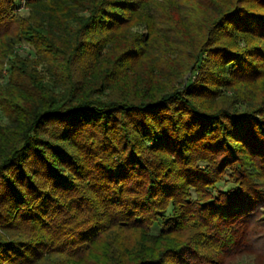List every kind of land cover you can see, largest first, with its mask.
Returning <instances> with one entry per match:
<instances>
[{
	"label": "trees",
	"instance_id": "1",
	"mask_svg": "<svg viewBox=\"0 0 264 264\" xmlns=\"http://www.w3.org/2000/svg\"><path fill=\"white\" fill-rule=\"evenodd\" d=\"M16 1L0 264H264V0Z\"/></svg>",
	"mask_w": 264,
	"mask_h": 264
},
{
	"label": "rangeland",
	"instance_id": "2",
	"mask_svg": "<svg viewBox=\"0 0 264 264\" xmlns=\"http://www.w3.org/2000/svg\"><path fill=\"white\" fill-rule=\"evenodd\" d=\"M161 0H147L146 4L147 6H152L157 5V3H161ZM11 9H13L14 11V16H18V19L23 20V18H27L29 17V12L28 10L25 8L24 6V1L21 0H17L15 3H13V5L11 6ZM13 27V26H12ZM14 28V27H13ZM12 28V30H13ZM141 31V29H132L131 32L135 33V32H139ZM31 48L29 47V45H27L24 42H20L18 44H15L11 50H10V57L15 58V60H28L31 59ZM7 66H12V62L11 60H9L8 58H4L1 59L0 58V88H3L5 85L7 84H11V83H15V81L17 80V71L15 70V67L13 66L11 69V72L7 71ZM252 87H250L251 89ZM254 89V93L258 92H264V82H261L260 84H258L256 87H253ZM252 90V89H251ZM5 122V117L4 115L0 112V123ZM233 187L232 183L228 180L222 181L218 184H216L215 188L212 190V193H216L217 191H221V192H226L228 190H230ZM170 214V209H168V211L165 214V217H168V215ZM160 225H161V220H159L155 225L152 226L149 234L150 235H157L160 231ZM256 231L257 234L259 236V238L257 240H261L260 241V247H258L260 253L262 256H264V208H260L259 210V216H258V221H257V226H256ZM189 238V234L188 233H184L181 234L177 239H178V243H182L187 241ZM262 244V245H261ZM104 244L100 245L101 249H104ZM242 259L237 258V259H233L232 262H230V264H248L249 258H245V257H241Z\"/></svg>",
	"mask_w": 264,
	"mask_h": 264
}]
</instances>
